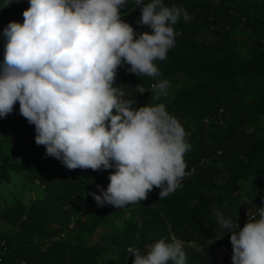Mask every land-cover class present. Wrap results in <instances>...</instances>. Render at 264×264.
I'll return each mask as SVG.
<instances>
[{
    "label": "trees",
    "instance_id": "1",
    "mask_svg": "<svg viewBox=\"0 0 264 264\" xmlns=\"http://www.w3.org/2000/svg\"><path fill=\"white\" fill-rule=\"evenodd\" d=\"M164 3L189 18L173 25L174 46L154 61L159 75L124 65L114 84L133 108L163 103L181 123L190 148L180 186L163 198L154 186L142 201L98 206L89 193L106 188L115 169H68L46 156L17 101L0 117V264H131L128 247L146 252L161 238L182 241L185 264H231L229 234L216 239L217 211L243 227L247 210L264 203V0ZM28 6L11 0L0 8V62L3 29L22 23ZM134 7L130 0L123 19L151 31ZM160 80L168 94L157 98L152 84Z\"/></svg>",
    "mask_w": 264,
    "mask_h": 264
},
{
    "label": "clouds",
    "instance_id": "2",
    "mask_svg": "<svg viewBox=\"0 0 264 264\" xmlns=\"http://www.w3.org/2000/svg\"><path fill=\"white\" fill-rule=\"evenodd\" d=\"M11 0H0V8ZM130 0H28L23 22L3 29L0 62V117L19 112L34 125V142L68 169L114 168L106 188L89 194L98 206L116 208L142 201L155 187L159 198L180 186L186 175L185 130L163 103L132 107L114 84L120 67L137 76L159 75L154 61L174 46L173 25L188 14L164 0H131L140 8L137 31L123 19ZM167 95L169 82L152 84ZM147 89L141 87L139 93ZM264 199V198H262ZM239 226L217 211L216 223L232 245L231 264H264V203L246 212ZM217 236V233H216ZM131 264H185L181 240L161 238L142 252L126 249Z\"/></svg>",
    "mask_w": 264,
    "mask_h": 264
},
{
    "label": "rangeland",
    "instance_id": "3",
    "mask_svg": "<svg viewBox=\"0 0 264 264\" xmlns=\"http://www.w3.org/2000/svg\"><path fill=\"white\" fill-rule=\"evenodd\" d=\"M202 37L207 38L206 35H202ZM15 109H16V108H15ZM0 141H1V139H0ZM242 223H243V221H242ZM242 223H240L239 226H240Z\"/></svg>",
    "mask_w": 264,
    "mask_h": 264
}]
</instances>
